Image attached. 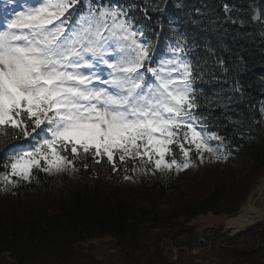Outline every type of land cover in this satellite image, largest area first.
<instances>
[{"label": "snow or ice", "instance_id": "1", "mask_svg": "<svg viewBox=\"0 0 264 264\" xmlns=\"http://www.w3.org/2000/svg\"><path fill=\"white\" fill-rule=\"evenodd\" d=\"M149 35L118 0H0V139L32 141L4 144L0 190L89 159L166 174L233 155L199 111L180 39L158 58Z\"/></svg>", "mask_w": 264, "mask_h": 264}, {"label": "trees", "instance_id": "2", "mask_svg": "<svg viewBox=\"0 0 264 264\" xmlns=\"http://www.w3.org/2000/svg\"><path fill=\"white\" fill-rule=\"evenodd\" d=\"M151 1V10L140 13L149 21L147 28L151 20L174 16L179 18L178 24L186 17L199 25L184 51L193 58L199 111L209 127L216 125L223 132L224 143L233 152L228 158L235 156L238 168L227 165L219 171L206 159L183 189V176L173 170L166 174L132 171L131 163L127 172L124 166L113 172L106 160L93 166L91 159L87 169L78 162L79 171L72 173L48 175L34 170L30 183L22 182L0 194V256L4 255L0 262L34 264L39 257L59 254L71 243L96 235L136 248L144 228L162 233L172 225L169 233L174 238L192 228L188 222L197 215L229 214L226 208L235 203L237 194L249 192L252 178L264 174V127L250 115L237 112L228 117L221 110L224 105L231 104L227 109L236 106L232 103L238 101L254 106V100L258 102L264 92V0H137L134 5L142 9ZM157 12L161 13L158 19L153 16ZM257 16L259 19H254ZM207 34L215 35L212 43ZM247 134L254 140L249 141ZM9 138L0 139V172L8 163L2 160L1 144ZM193 158L201 164L195 155ZM208 167L221 174L217 173L215 182L198 187L193 180ZM125 175L133 179L125 180ZM252 230L246 240L243 233L234 235L224 243L225 250L221 247L212 253L211 260L215 264H264V221L255 223Z\"/></svg>", "mask_w": 264, "mask_h": 264}, {"label": "rangeland", "instance_id": "3", "mask_svg": "<svg viewBox=\"0 0 264 264\" xmlns=\"http://www.w3.org/2000/svg\"><path fill=\"white\" fill-rule=\"evenodd\" d=\"M218 169V168H217ZM216 168L213 167H208L207 170L205 171L204 174H202L199 177H196L195 181L198 185V187L200 186V183L204 185V187H206L208 184L215 182L214 178L217 177V173L218 175L221 174V172H218ZM257 191L256 194L251 195V197L248 199V202L246 204L245 209H243V211L241 212L240 215L236 216V217H231L230 219H228L225 222V227L226 228H230V230L234 231L237 230V228L244 226L245 224H247V222L251 221L253 218L258 216V210L260 208L263 207L264 205V177L261 179L260 184L257 185ZM143 192V191H142ZM141 192V193H142ZM203 216H198L195 218V220L193 221L194 224H199L201 226H203L201 228L202 231L206 230V234H210L211 232L207 231L209 230L208 228H210V226L207 223V220L202 218ZM212 223H216L217 222V218H213L211 219ZM216 224H214L213 226H215ZM212 232L214 231V229H210ZM224 231H226V229H224ZM217 235H219V233H215ZM224 235V234H223ZM222 235V237H223ZM163 235H159V237H157V244H158V251H164L167 250V247H164L161 244V238ZM225 236V235H224ZM225 238V237H224ZM215 241V239H213V242ZM223 243V242H222ZM210 245V244H209ZM207 246L205 243H201V245L199 246L200 249H205ZM146 248V247H145ZM136 255V254H135ZM145 254H137L135 257V260L137 261V264H144V256ZM116 261L117 263L120 262V264H133L132 259L124 261L121 257L119 259L118 255L116 254ZM139 260H142L139 262ZM94 264H98L97 262L94 261Z\"/></svg>", "mask_w": 264, "mask_h": 264}]
</instances>
